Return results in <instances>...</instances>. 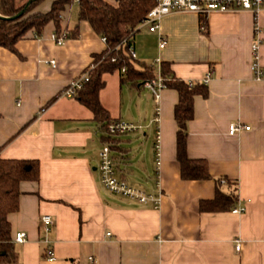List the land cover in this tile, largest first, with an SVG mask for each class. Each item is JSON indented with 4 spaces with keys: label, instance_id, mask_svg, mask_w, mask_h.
I'll list each match as a JSON object with an SVG mask.
<instances>
[{
    "label": "crops",
    "instance_id": "obj_1",
    "mask_svg": "<svg viewBox=\"0 0 264 264\" xmlns=\"http://www.w3.org/2000/svg\"><path fill=\"white\" fill-rule=\"evenodd\" d=\"M53 1L33 11L45 12ZM71 4L60 14L61 30L72 35L62 44L52 39L51 21L40 34L28 31L14 52L0 46V157L39 161L38 180L20 183L19 208L8 216L15 259L0 264H264V74L257 80L251 71V44L259 38L264 73V9L204 17L172 12L156 31L141 25L133 36L138 68L156 75L167 63L176 79L207 88L206 96L193 97L186 152L207 161L211 178L185 180L177 160L174 88L161 91L155 123L156 104L143 82H122L118 71L104 74L99 101L110 119L139 126L114 137L86 106L60 95L106 47ZM233 122L250 129L231 136ZM106 143L116 175L145 192L159 191V207L101 185L98 152ZM217 179H226L223 191L237 183L235 206L244 205L243 213L200 210L201 200L214 198ZM44 215L52 221L48 230ZM17 232H25L24 242L14 241ZM47 249L52 260L45 258Z\"/></svg>",
    "mask_w": 264,
    "mask_h": 264
},
{
    "label": "trees",
    "instance_id": "obj_2",
    "mask_svg": "<svg viewBox=\"0 0 264 264\" xmlns=\"http://www.w3.org/2000/svg\"><path fill=\"white\" fill-rule=\"evenodd\" d=\"M43 0L26 2L0 0V46L16 51L15 44L26 33L33 30L40 34L45 25L53 22L55 31H61L60 14L74 0H54L49 10L33 11ZM155 0H118L113 5L105 0H78V20L86 21L90 28L105 39L106 47L93 55L89 67V80L74 97L86 106L99 122L101 130L113 121L108 111L100 104L99 92L105 85L103 75L118 71L122 82L142 83L155 77L153 69L138 68L136 60L129 53L133 36L148 11L155 5ZM23 11L18 17H14ZM204 17L205 15H201ZM72 36L71 34L68 37ZM124 68V72H122ZM86 69V70H87ZM161 75L167 87L178 92V101L174 107L177 122L176 151L180 163V175L185 180H204L211 178L205 159L190 158L186 152L187 123L193 116V97L196 94L207 95V88L200 83L185 82L176 79L167 63L161 64ZM110 142V141H109ZM39 177V161L36 159H5L0 157V262H11L15 258L10 235L9 214L19 208V185L22 181H36ZM213 199H203L199 203L201 211L218 212L231 210L237 203V183H230L228 191H223L220 179Z\"/></svg>",
    "mask_w": 264,
    "mask_h": 264
},
{
    "label": "built area",
    "instance_id": "obj_3",
    "mask_svg": "<svg viewBox=\"0 0 264 264\" xmlns=\"http://www.w3.org/2000/svg\"><path fill=\"white\" fill-rule=\"evenodd\" d=\"M78 1V0H77ZM155 5L148 11L146 17L141 22V25H146L151 32L156 31L159 28L160 20L172 13V12H181V11H190L197 13L199 15H207L212 11L218 12H227L233 10H248L254 14L260 13L264 9V0H155ZM256 34L258 33L257 27L255 28ZM68 31L61 30L59 33L56 31L52 34L53 41L60 45L68 38ZM105 41L104 38H102ZM164 41H161L160 47H164ZM260 45V39L255 38L251 44V54H252V63L251 71L253 77L257 80L263 78V69L258 61V48ZM129 53L132 58H136L135 49L133 44L128 48ZM48 63L54 65L55 61H48ZM90 67H93L91 65ZM122 68V72H124ZM89 74L88 69L85 70L81 75L73 78L68 82V84L62 89L60 95L67 98H74L78 91H80L83 85L88 82ZM208 75L203 79V83H207ZM143 86L149 90L152 94L155 101L156 107L154 112L153 122H158L159 116V100L160 93L166 87L165 79L161 75L160 71L151 79H146L143 81ZM189 84L192 85V82L189 81ZM139 126H136L132 123H128L121 120L111 121L105 128V133L109 137H114L118 135L126 134L130 131L136 130ZM250 126L243 125L239 122H233L229 124L228 134L235 136L242 130H249ZM156 169L159 168V135L156 134ZM97 170L99 173V180L101 185L110 193L119 195L121 197L127 198L129 200L136 201L142 205H149L154 208L159 207L161 194L158 191L157 193L145 192L136 187L129 185L125 180L119 178L116 175L115 161L111 153V146L109 143L104 144L98 152V166ZM226 179H221L220 183L225 184ZM245 211L244 205L234 206L232 208L233 213H243ZM45 230L49 229V226L52 224L51 218L48 215H44L41 218ZM26 239L25 232H17L14 236V241L22 243ZM235 249L239 250L240 242L236 240ZM47 260H52L53 255L51 249L46 250Z\"/></svg>",
    "mask_w": 264,
    "mask_h": 264
},
{
    "label": "rangeland",
    "instance_id": "obj_4",
    "mask_svg": "<svg viewBox=\"0 0 264 264\" xmlns=\"http://www.w3.org/2000/svg\"><path fill=\"white\" fill-rule=\"evenodd\" d=\"M21 1H25V0H21ZM71 6H72V13H73V15H78V5H77V3L74 1L72 4H71ZM143 91H145V90H143ZM146 92V91H145ZM148 93V92H147Z\"/></svg>",
    "mask_w": 264,
    "mask_h": 264
},
{
    "label": "water",
    "instance_id": "obj_5",
    "mask_svg": "<svg viewBox=\"0 0 264 264\" xmlns=\"http://www.w3.org/2000/svg\"><path fill=\"white\" fill-rule=\"evenodd\" d=\"M31 0H28L26 5H25V8L30 4ZM23 11H19L14 17H11V19L15 18V17H18L22 14Z\"/></svg>",
    "mask_w": 264,
    "mask_h": 264
}]
</instances>
